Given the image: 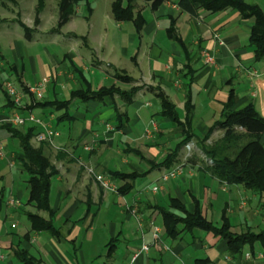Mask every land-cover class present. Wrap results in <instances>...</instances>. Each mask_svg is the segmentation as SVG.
I'll list each match as a JSON object with an SVG mask.
<instances>
[{
    "label": "crops",
    "instance_id": "0c3cea01",
    "mask_svg": "<svg viewBox=\"0 0 264 264\" xmlns=\"http://www.w3.org/2000/svg\"><path fill=\"white\" fill-rule=\"evenodd\" d=\"M244 1L264 10V0ZM113 2L76 3L58 30L59 1L51 13L45 12L43 0L35 24L39 0L30 14L10 10L18 7V0H0V264H22L12 253L15 245L40 264H98L105 255L101 246L106 264H264L256 257L262 253L258 243L254 256L245 246L243 254L232 257L226 240L212 232L194 229L171 240L165 236L159 212V208L172 210L175 200L189 213L198 209L216 227L225 218L235 233L264 230L260 221L264 197L213 177L201 150V144L212 145L222 138L224 131L212 128L229 100L234 111L253 105L264 117V58L256 60L249 44L253 21L232 9L217 13L197 9L192 15L179 8V0H163L156 9L133 0L134 17L144 19L138 30L132 20L115 19ZM203 50L214 57L213 65L205 64ZM116 73L132 81L117 80ZM44 78L48 79L44 97L37 100L29 88ZM6 82L21 91L19 103L6 94ZM111 86L139 89L131 102L117 94L73 97L75 92ZM159 93L173 104L180 121L186 117L187 103L191 106L193 138L186 144L190 149L184 145L169 167L159 164L182 136L176 123L161 114ZM43 101L68 105L37 104ZM27 113L57 132L51 142L43 138L42 127L18 126L10 120L14 114ZM30 127V144L42 149L55 170L49 201L60 238L31 230L26 217L37 211L27 204L28 175L15 160L19 139L11 129L25 132ZM152 127L155 130L145 135ZM179 164L182 171L176 178L153 179L154 171L161 176ZM112 173L140 176L122 181ZM95 174L106 175L117 188L125 183L131 187L126 194L104 189ZM155 185L156 192L151 189ZM126 207H134L136 215ZM3 210L4 221L24 216L27 222L20 231H14L18 221L10 225L2 221ZM154 226L161 230L160 239L133 261L140 245L150 243Z\"/></svg>",
    "mask_w": 264,
    "mask_h": 264
},
{
    "label": "trees",
    "instance_id": "16d2710c",
    "mask_svg": "<svg viewBox=\"0 0 264 264\" xmlns=\"http://www.w3.org/2000/svg\"><path fill=\"white\" fill-rule=\"evenodd\" d=\"M88 0H59L58 3V22L59 30L67 21L73 10V6L80 2ZM114 0L112 10L116 20H132L137 29L140 30L144 19L142 16L133 14V0ZM150 4L152 9H156L163 0H143ZM89 5V4H88ZM43 6V0H39V6L36 10L35 24L39 23L38 14ZM178 6L182 11L194 15L197 9H202L211 13L221 12L226 9H232L239 13L244 19H251L253 25L249 37V44L253 47L255 59L264 58V10L256 5H249L244 0H179ZM172 32V28H170ZM117 80L130 82L129 77L115 74ZM0 81V88L2 87ZM138 87H132L129 90H120L115 86L103 87L97 92H75L74 96L88 97L89 93L95 96L119 95L123 100L131 102ZM161 103V114L167 116L179 128L182 139L177 143L174 150L167 155L159 165L169 167L176 160L180 149L193 138L190 128L191 106L187 103L186 117L180 121L172 103L163 94L157 95ZM229 100L227 107L222 113L221 119L216 122L214 128L224 131L221 139L212 145L201 144V150L206 159L211 160V164L206 163V169L210 174L221 182L237 184L243 186L246 190L256 196L264 197V117L260 116L253 105L244 109L234 111L231 109ZM45 108H65L68 102L54 103L50 101L37 102ZM34 127L35 124H31ZM237 128L243 130L238 132ZM211 129V131H212ZM11 133L19 139V150L15 154V160L20 167L27 173V186L29 189L27 204L32 205L37 212H27L26 217L30 223V229L33 231H44L54 238H60V231L54 226V213L49 201L51 188V178L55 173L48 157L41 148H34L30 144L33 135V127L25 132L11 129ZM206 139V138H204ZM203 139V141H204ZM156 166H152L154 168ZM112 176L118 180L134 181L140 175L136 173L121 174L112 173ZM130 185L125 183L117 188L120 194H126ZM171 209L159 208L163 219L165 236L171 240H180L186 234L194 229L205 232H212L222 239L226 240L227 251L232 257H238L243 254L245 246L250 248V254L255 255L254 244L258 243L261 247L264 258V230L256 233L246 230L241 233L231 231L227 219L223 218L220 227L203 217L197 209L194 213H189L184 206L171 200ZM173 210H177L180 215ZM38 212L47 215L44 218ZM13 255L22 264H40L38 260L32 257L26 250L18 246L11 247Z\"/></svg>",
    "mask_w": 264,
    "mask_h": 264
},
{
    "label": "built area",
    "instance_id": "2783aa9c",
    "mask_svg": "<svg viewBox=\"0 0 264 264\" xmlns=\"http://www.w3.org/2000/svg\"><path fill=\"white\" fill-rule=\"evenodd\" d=\"M216 39H218V41H220V39L218 38L217 35H215ZM220 43L222 44V42L220 41ZM202 57L203 60L205 62L206 65L211 66L214 64V57L207 51V50H203L202 51ZM48 81L47 78L42 79L40 82H36L33 86H31L29 88L30 92L32 94H34L35 98L37 100L43 99L44 94L42 93V88L44 86V84ZM5 92L6 94L11 97L15 103H19L21 97H22V93L21 91L16 87V85L13 82H6L5 83ZM11 122H13L15 125L21 126V125H25V124H35L37 126H40L43 128V138L48 141L51 142L52 138L54 136L57 135V132H55L54 130H52L50 128V126H47L43 123V120L37 116H35L32 113H27V115H20V114H14L11 117ZM155 130V127H152L150 129H147L145 131V135H150L153 131ZM187 150L190 149L189 145H186ZM206 163L211 164V160L206 159ZM182 171V165H176L173 168L168 169L167 171H165L164 173L161 174L160 176V180L162 181H166L169 178H176ZM95 179L97 180V182L105 189L108 190H112V191H117V187L115 184H113L110 180V178H108L106 175L103 174H95ZM152 191L156 192L159 187L158 186H153ZM127 210L130 211L131 214L136 215L135 210L130 208V207H126ZM132 209V210H131ZM161 230L158 226H154L153 230H152V235H151V241L150 243L148 242H143L140 245L139 250L134 254L133 256V261L136 260V258L142 253V252H147L150 249V246L157 240L160 239L161 235ZM166 249H168L167 247H165ZM245 256L247 258L250 257L249 253H246ZM256 257L258 258H263V254L262 253H258L256 254Z\"/></svg>",
    "mask_w": 264,
    "mask_h": 264
},
{
    "label": "rangeland",
    "instance_id": "374dc122",
    "mask_svg": "<svg viewBox=\"0 0 264 264\" xmlns=\"http://www.w3.org/2000/svg\"><path fill=\"white\" fill-rule=\"evenodd\" d=\"M38 0H18V7L17 8H10V10H15V11H19L21 13H23L24 11L28 14L32 13L36 3H37ZM59 0H45V4H46V11L45 12H56V8H57V3H58ZM58 10V9H57ZM5 11V15L7 14V11ZM24 12V13H25ZM8 15V14H7ZM26 15V14H25ZM24 21H27L26 17L24 16ZM264 139V138H263ZM155 175L153 177L156 178L159 176L160 178V173L157 172V171H154ZM160 182V181H159ZM158 184V183H156ZM105 189V188H104ZM248 192V191H247ZM248 193H251V192H248ZM133 209H135L133 207ZM132 210V209H131ZM136 211H138V208L136 209ZM262 215H263V218L262 216H260V221H264V211L262 212ZM1 217H2V221H4V217H5V210L2 211L1 213ZM13 221H18L19 225L17 227V229H15L14 231H20L21 228H23V225L27 222L25 219H24V216L23 215H16L15 218L13 220H10V219H7L6 221H4V223H6L7 225H10ZM134 223V221H132ZM118 241H113V243H117ZM122 248V247H121ZM104 250V251H103ZM123 250V249H122ZM99 251L100 252H103L105 255L102 256L101 259H99V261L97 262L98 264H106L107 263V259L108 257H106V250L104 249V246H101L99 248Z\"/></svg>",
    "mask_w": 264,
    "mask_h": 264
}]
</instances>
